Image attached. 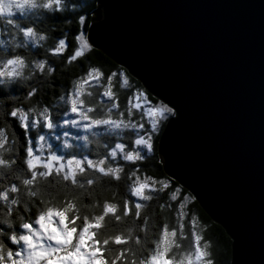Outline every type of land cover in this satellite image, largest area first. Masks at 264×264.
I'll use <instances>...</instances> for the list:
<instances>
[{"label": "water", "instance_id": "water-1", "mask_svg": "<svg viewBox=\"0 0 264 264\" xmlns=\"http://www.w3.org/2000/svg\"><path fill=\"white\" fill-rule=\"evenodd\" d=\"M87 37L176 107L165 172L227 230L232 264H264V0H99Z\"/></svg>", "mask_w": 264, "mask_h": 264}, {"label": "trees", "instance_id": "trees-1", "mask_svg": "<svg viewBox=\"0 0 264 264\" xmlns=\"http://www.w3.org/2000/svg\"><path fill=\"white\" fill-rule=\"evenodd\" d=\"M98 4L99 0L97 6ZM96 9L97 7L90 13L89 19L83 26L86 36ZM44 24L45 22L41 21V25ZM79 29V25H69L64 22V18L60 17L47 22V30L51 31V38L45 47L37 46L32 49V53L37 58H46L48 64L55 68V72L50 79H44L40 70H37L36 79L31 81V84L40 88V92L34 99L41 101V107L48 106L51 114L47 118L38 114H27L28 105H24L26 114L23 113V121L20 120L18 113L11 118V123L19 137L18 153L13 154L17 156L15 171L22 172L26 178L34 180L47 177L51 184H55L57 179H62L65 184L73 186L74 194L90 208L87 215L83 217L77 215L75 222L68 207H49L47 213L41 214L38 220L40 218L45 220L50 213L54 212L53 210H61L64 215H67V229L71 233L74 231L73 238L78 235L77 229L92 226L95 240L91 244L87 242L88 247L85 249L87 251L95 245H100V255L96 252L92 255L100 258L102 264H116L117 260L120 264H146L152 261V255L158 246L161 249L167 248L171 252V256L168 252L160 256L168 264H185L191 260H193L191 264H226V261L232 264L233 240L227 230L213 220L197 199L195 205L186 204L183 201L177 203L173 199V194L166 192L164 186L159 183V180L165 177L170 178L174 184L177 181L165 172L159 152L161 136L155 137L154 151H151V155L150 152L141 150L139 156L144 157L143 159H138V156L130 160L114 157V147L118 143L124 144L128 151L136 149L135 130L142 117L140 112L136 111L137 105L129 106L128 97L136 88H142L150 99L160 100L153 96L144 84L131 75L124 66L127 74L138 81L135 87L121 89L118 76L109 81L108 77L111 75L108 74L120 64L90 44L88 45L90 50L86 55L82 50L78 52L81 57L79 60L73 59L69 62L68 57L72 55L78 43L74 37L77 36ZM65 38L68 40L67 46L63 44L58 46V42ZM49 47L57 49V52H63V55H52L47 51ZM47 67L48 65L44 66L45 70ZM97 67L104 70L102 76L99 73L85 75L89 68ZM73 80L80 82L82 90L73 87ZM133 82L130 81V83ZM61 89L64 90L63 93ZM27 91L28 89L24 87L14 89L21 99ZM62 94L67 103L59 99ZM73 114L78 117H75V120H78L76 123H83L81 116L87 122L99 123L94 128L98 136L93 139L97 140V143L86 146V142L80 138L76 141L79 142L78 145L73 141L74 139L68 138L69 135H64L68 129L61 127L65 120L74 119ZM109 116L112 120L127 122L134 127L112 132L100 121V118ZM53 122L57 125L55 128L58 130L57 134H52L53 129L46 128L47 124ZM51 134L53 141L49 137ZM65 141L68 143L65 144ZM38 145L49 155L63 156L65 160L78 156L91 160L93 164L85 163L84 167L72 177L61 171H45L35 175L29 165V149L32 146L37 148ZM46 157L51 158V156ZM140 181L147 183L141 191L138 184ZM178 184L181 185L179 182ZM13 185H20V181L12 174L5 172L3 176H0V208H6L7 203L17 194L29 205L32 200H35L37 204L40 203L37 197H31L29 188H34V185H20L19 193L12 187ZM44 187L51 198V194H54L60 186L53 188L45 185ZM183 188L187 194L189 190L184 186ZM145 205H147L146 209ZM13 207L18 208L26 216L35 213L34 208L30 213L25 212L22 203ZM38 226L39 222L28 223L24 225L23 231L31 233L26 236L35 237L34 230ZM104 241H107L106 246L103 244ZM74 242H76L74 239H69V244L65 246ZM25 243L26 241L23 240L24 246ZM120 243H124V246L120 247ZM22 253L16 251L8 264H12V260H16Z\"/></svg>", "mask_w": 264, "mask_h": 264}, {"label": "clouds", "instance_id": "clouds-1", "mask_svg": "<svg viewBox=\"0 0 264 264\" xmlns=\"http://www.w3.org/2000/svg\"><path fill=\"white\" fill-rule=\"evenodd\" d=\"M97 3L98 0H0V141H2L0 142V176L7 172L19 180L20 185H34V188H29L31 197H37L40 200L39 204L32 200L31 205H29L27 201H22L21 196L17 194L7 203L6 208H0V256L3 257L0 264H8L9 251L15 254L16 251L27 252L29 250L22 244V237L31 234L23 231L24 225L36 224L38 217L41 214H46L49 207H68L74 222L77 215L83 217L88 214L90 206L84 204L74 194L75 189L71 184H65L62 179H57L55 184H51L47 177L34 180L26 178L22 172L15 171L17 156L13 154L18 153L19 137L13 128L11 118L18 113L23 114L24 105H28L27 114H38L45 118L51 114L48 106L41 107V101L34 99L40 92V88L33 86L31 81L36 79L37 70H40L44 79H50L55 68L48 64L46 58H37L32 53V49L37 46L45 47L51 38V31L47 30V22L60 17L64 18L65 23L77 24L83 29L82 19L84 17L89 19L90 13L95 10ZM41 21L45 22L43 26ZM54 49L49 47L47 51L51 53ZM55 50L57 51V49ZM45 65H48L47 70L44 68ZM103 71L97 67L91 71L90 75L99 73L102 76ZM117 72L121 74L119 80L121 89L134 88L135 83H138L127 74V70L121 65H117L116 69L112 71V75L108 77L109 81L116 76ZM130 81L134 82L130 83ZM72 85L82 90V85L78 80H73ZM20 87L28 89L23 99L14 92L15 88ZM61 92L63 93L64 90L61 89ZM59 99L65 101L64 94ZM67 102L65 101V103ZM177 115V112L168 114L172 118H176ZM80 119L81 121L85 120L83 116ZM110 120L111 123H109ZM100 121L102 125H107L112 132L134 127L127 122L112 120L111 116L100 118ZM167 123L168 117L166 116L160 121V126L153 135L160 137ZM67 124L68 121L65 120L64 125ZM56 127L54 122L46 125V128L55 129ZM73 127L82 134L78 138H82L86 142V146L98 142L93 139L98 136L93 123L83 122L79 125H73ZM64 135L68 136L69 133L65 131ZM67 143L68 141H65V144ZM149 154H152L151 151ZM143 158L138 154V159ZM159 158L158 154L157 159L159 160ZM176 183L178 182L176 181ZM20 185L12 186L17 190V193L21 191ZM45 185H50L53 188H56L57 185L60 187L54 194H51L50 198ZM188 194L189 199L185 203L195 205L192 203L194 195L191 191H188ZM21 203L25 212L30 213L34 208V215L26 216L18 208L13 207V205ZM144 208L146 209L147 205ZM226 264L229 262L226 261Z\"/></svg>", "mask_w": 264, "mask_h": 264}, {"label": "snow or ice", "instance_id": "snow-or-ice-1", "mask_svg": "<svg viewBox=\"0 0 264 264\" xmlns=\"http://www.w3.org/2000/svg\"><path fill=\"white\" fill-rule=\"evenodd\" d=\"M87 22V17H84L81 23L84 25ZM74 39L78 40L76 49L73 51L72 55L68 57V61L72 62L73 58L79 60L81 57L78 55V52L82 51L86 55L90 50L88 45L90 44L88 37L84 34L83 29L80 28L77 36ZM63 44L67 46L68 40L65 38L58 42V46ZM52 55H63V52H57L55 49L51 52ZM94 68H89L85 75H90L91 71ZM108 75H112L109 73ZM120 73L117 72L116 76L120 77ZM107 78V77H106ZM165 100L163 97L160 101H153L149 98L146 91L140 88H136L133 94L128 97V104L137 105L136 111H139L142 119L138 122V127L136 128V136L134 139V144L138 147H142L144 151L150 152L154 151L155 145V136L154 132L159 128L160 121L163 120L166 116L168 117V123L171 122L172 117L168 116L171 112H178L176 107L171 104L169 101ZM20 120L23 121V114H20ZM159 183L164 186L166 192H171L173 194V199L179 203L180 201L186 202L189 199V194L185 193L184 188L178 183H173L171 179L167 177L160 179ZM135 198V197H133ZM197 197L194 195L192 197V203H195ZM77 237L73 238L72 233L67 234V239H74L76 242L71 245H57L56 247H47L42 248L37 251L33 248L32 243L29 241L28 251L23 252L16 260H12V264H40L41 258L49 254L63 253V256L56 255V259L60 260L62 264H73L74 261L84 260L85 257L89 258L90 261L95 259V256H91L90 253L96 252L97 255H100L99 248L100 245H95L91 247L88 252L83 251V246L86 242L92 243L95 240V236L89 235V230L87 227L83 229H77ZM15 239V238H13ZM23 240L28 241V236H23ZM53 239L59 240L61 237L59 235L54 236ZM104 246L107 245V241L103 242ZM124 243H120V247H123ZM165 252H168V255L171 256V252L167 248L161 249L159 246L157 250L152 255V260H155L159 256H162ZM14 252H8V259L14 256ZM104 259H109L108 257H103ZM0 261H3V257L0 256ZM116 264H120V261L117 260ZM148 264H151V261H148Z\"/></svg>", "mask_w": 264, "mask_h": 264}, {"label": "rangeland", "instance_id": "rangeland-1", "mask_svg": "<svg viewBox=\"0 0 264 264\" xmlns=\"http://www.w3.org/2000/svg\"><path fill=\"white\" fill-rule=\"evenodd\" d=\"M98 8V6H97ZM91 45V44H90ZM92 46V45H91ZM93 47V46H92ZM26 114V113H24ZM74 119H67L68 124L62 125L63 127L61 128H65L68 129V133L69 136L68 138H72L74 139L73 141H78L80 140V132L76 131L73 127V125H79L80 123H76L78 122V120H75V117H77V115L73 114L72 115ZM83 122H87V121H83ZM92 123V122H90ZM94 128L96 126L99 125V123L97 122H93ZM51 130V129H50ZM49 130V131H50ZM54 131L52 132V134H57L58 130L57 129H53ZM47 131V130H46ZM48 131V132H49ZM46 134V132H45ZM52 134L49 135V137L51 138V141H53L54 139H52ZM82 139V138H81ZM79 145V142H76ZM40 145V144H39ZM37 146L34 147L32 146V148L29 149V165L30 167L34 170V174L36 175V173L39 172H45V171H61L63 173H65L66 175L72 177L74 176L77 171L81 168L84 167L85 163H90L91 165L93 164V162L89 159H82L80 157H74L73 158H66L67 160L63 159V156H52L49 155L46 152H43V148H41V146ZM131 151L126 150L125 145L122 143H118L116 147H114V157L115 158H122V159H126L129 158L132 159L134 157H137L138 154L140 155L141 150H143L142 147H138L136 145V149H129ZM46 156H51L50 159H48ZM39 169V171H38ZM139 188L140 191L142 188L146 187V182L144 181H140L139 183ZM54 212L50 213V216H47V218L45 220H42L41 218L38 220L39 222V226L36 227L37 229L34 230L35 233V237L33 240H30V236H29V240L33 245V248L37 251L41 250L42 248H47L49 246L51 247H56L57 245H66L69 244V239H67V234L68 232H70L69 229H67L66 225H67V215L63 214V212H61V210H53ZM44 221V223L42 222ZM89 230V235L90 236H94V228H92V226L87 227ZM72 234H74V231L72 232ZM59 235L61 237V239L59 240H54L53 241V237ZM29 240L26 241L25 246L28 248V244H29ZM87 243V242H86ZM84 244L83 246V251L84 252H88L89 250L86 251L85 248H87L88 244ZM71 245V244H70ZM85 249V250H84ZM94 252L90 253L91 256H93ZM56 255H61L63 256V253H57V254H49L46 255L44 257L41 258V262L40 264H62V262L60 260L56 259ZM163 257H158L155 260L151 261V264H168ZM193 260H191L189 263L185 262V264H191ZM73 264H89V258L85 257L84 260H78V261H74ZM90 264H102L101 263V259L100 258H95L93 260L90 261ZM148 264V263H146Z\"/></svg>", "mask_w": 264, "mask_h": 264}, {"label": "bare ground", "instance_id": "bare-ground-1", "mask_svg": "<svg viewBox=\"0 0 264 264\" xmlns=\"http://www.w3.org/2000/svg\"><path fill=\"white\" fill-rule=\"evenodd\" d=\"M172 178V177H171ZM174 179V178H173Z\"/></svg>", "mask_w": 264, "mask_h": 264}]
</instances>
